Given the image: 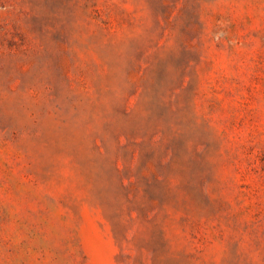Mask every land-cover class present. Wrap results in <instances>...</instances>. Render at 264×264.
<instances>
[{"label": "rangeland", "instance_id": "obj_1", "mask_svg": "<svg viewBox=\"0 0 264 264\" xmlns=\"http://www.w3.org/2000/svg\"><path fill=\"white\" fill-rule=\"evenodd\" d=\"M0 264H264V0H0Z\"/></svg>", "mask_w": 264, "mask_h": 264}]
</instances>
